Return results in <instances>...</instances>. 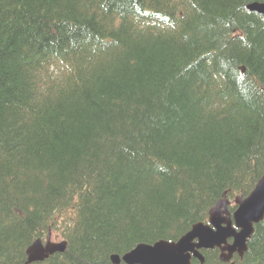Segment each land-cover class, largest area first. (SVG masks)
<instances>
[{"label":"trees","instance_id":"16d2710c","mask_svg":"<svg viewBox=\"0 0 264 264\" xmlns=\"http://www.w3.org/2000/svg\"><path fill=\"white\" fill-rule=\"evenodd\" d=\"M252 1L264 0H0V264L23 262L49 228L67 246L41 264H114L254 188ZM203 253L192 264H226ZM235 261L264 264V217Z\"/></svg>","mask_w":264,"mask_h":264},{"label":"water","instance_id":"95a60500","mask_svg":"<svg viewBox=\"0 0 264 264\" xmlns=\"http://www.w3.org/2000/svg\"><path fill=\"white\" fill-rule=\"evenodd\" d=\"M247 7L264 13V3L253 2ZM237 204L232 215L227 209L228 201L219 200L210 210L208 222L199 221L176 240L160 239L153 243H139L130 250L118 256L111 255L114 264L123 261L126 264H192L196 258L200 263L205 260L202 249L217 247L219 258L229 262L233 254L241 257L247 249V240L254 231V225L264 217V174L256 183L254 189L246 196L238 195ZM61 244L46 242L45 247L39 241L27 249L28 260L43 258L49 252L62 250Z\"/></svg>","mask_w":264,"mask_h":264},{"label":"bare ground","instance_id":"6f19581e","mask_svg":"<svg viewBox=\"0 0 264 264\" xmlns=\"http://www.w3.org/2000/svg\"><path fill=\"white\" fill-rule=\"evenodd\" d=\"M259 222H260V221H259ZM259 222H258V223H259Z\"/></svg>","mask_w":264,"mask_h":264}]
</instances>
